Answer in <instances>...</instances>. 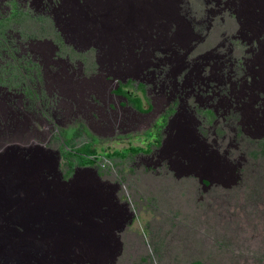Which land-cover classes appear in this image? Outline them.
<instances>
[{"label":"rangeland","instance_id":"374dc122","mask_svg":"<svg viewBox=\"0 0 264 264\" xmlns=\"http://www.w3.org/2000/svg\"><path fill=\"white\" fill-rule=\"evenodd\" d=\"M121 1L113 9L112 0H0V264H264V223L259 222L264 217V140L240 124L242 116L251 120L255 97L243 95L254 65L264 57V39L254 29L264 26V0ZM104 7L113 10L94 16ZM18 9L20 16L11 18ZM110 21L115 28L93 30ZM175 22L181 25L178 31L169 27ZM157 25L159 31L149 30ZM81 28L99 40L93 47L73 35ZM170 35L178 36L181 57L165 61L176 45L171 47L170 40L161 44ZM116 53L117 62L104 61L103 56ZM124 54L130 63L123 64L130 67L125 74L120 69ZM187 59L194 64L187 66ZM112 66L117 70L112 73L123 78L143 68L148 76L137 74L135 82L171 84L157 96L167 95L170 102L163 108H175L166 155L178 144L174 168L182 157L187 160L176 172L169 169L171 163L161 169L154 152L148 156L165 143V131L161 145L151 149L146 142L162 126L160 118L149 132L160 115L154 112L151 118L143 116L150 118L142 124L141 133L149 130L144 141L128 142L135 127L129 132L120 127L110 128L109 138L102 135L95 143L99 153L139 147L140 155L122 151V157H129L102 160L108 172L101 181L110 186L80 169L65 175L67 166H79L80 159L75 152L64 160L65 153L90 138L80 135L73 145L62 146V128L54 122L64 126L71 118L55 116V107L65 101L60 92L75 90L66 97L77 98L76 90H91L89 81H98L90 77H103ZM202 72L206 92L197 76ZM54 74L64 84L58 77L52 80ZM113 101L118 115L124 113L119 105L127 100ZM140 104L146 108L150 102ZM210 109L216 110L212 124ZM38 113L45 116L38 124L16 121ZM202 129L208 142L198 137ZM69 136L64 132L71 141ZM209 153L212 157L205 158Z\"/></svg>","mask_w":264,"mask_h":264},{"label":"bare ground","instance_id":"6f19581e","mask_svg":"<svg viewBox=\"0 0 264 264\" xmlns=\"http://www.w3.org/2000/svg\"><path fill=\"white\" fill-rule=\"evenodd\" d=\"M162 26V25H161ZM153 30V28H152ZM151 30V31H152ZM69 32V31H68ZM253 42V41H252ZM261 42V41H260ZM264 43V41L262 42ZM250 44V43H249ZM175 46V45H174ZM262 48V47H261ZM142 51V50H141ZM140 51V52H141ZM145 52V51H144ZM139 53V52H138ZM261 53V52H260ZM136 54V53H135ZM145 54V53H144ZM140 55V54H139ZM259 56V55H258ZM149 57V56H148ZM153 57V56H152ZM261 57V56H260ZM241 58V57H240ZM54 59V58H53ZM260 59V58H259ZM248 60V59H247ZM148 61V60H147ZM262 61V62H261ZM259 61V63L254 65V75L251 76L252 81L250 83V85H248L247 87V94H244L243 97H255V103H253V109L251 107V111H252V115L251 120H248L247 115L246 116H242L243 117V121L240 122L241 125H243L244 127H248L247 130H251L253 131H257V133L260 132V136L261 138H263L264 140V57L263 59ZM156 63V62H155ZM250 63V61H249ZM58 64V63H57ZM90 64V63H89ZM130 64V63H129ZM138 64V63H137ZM136 64V65H137ZM252 64V63H251ZM175 65V64H174ZM250 65V64H249ZM144 66H147L146 64ZM219 66V65H218ZM134 67V66H133ZM143 67V65H142ZM148 67V66H147ZM169 67V66H168ZM55 68V67H54ZM58 68V67H57ZM144 68V67H143ZM142 68V70H144ZM146 68V67H145ZM151 68V67H150ZM179 68V67H177ZM191 68V67H190ZM87 69V68H86ZM204 69V68H203ZM249 69V67H248ZM258 69V70H256ZM261 69V70H260ZM61 70V69H60ZM152 70V69H151ZM150 70V71H151ZM165 70V69H164ZM63 71V70H62ZM146 71V70H145ZM250 71V69H249ZM252 71V70H251ZM250 71V72H251ZM53 72V71H52ZM58 72V71H57ZM175 72V71H173ZM206 72V71H205ZM59 73L61 75L65 74L64 72L59 71ZM153 73V71H152ZM166 73V72H165ZM168 73V72H167ZM179 73V72H178ZM176 74V73H175ZM67 75V74H65ZM73 75V73L71 74V76ZM151 75V73L149 74ZM158 75V74H157ZM147 76V75H146ZM170 76V75H169ZM178 76V75H177ZM193 76V75H192ZM198 76V75H197ZM255 76L257 78H255ZM54 77H58L61 80V84H64V81L62 78H60L59 74H54V76H52V80ZM141 77V76H140ZM144 77V76H142ZM245 77V76H244ZM145 78V77H144ZM143 78V79H144ZM162 79V78H161ZM160 79V80H161ZM156 80V78H155ZM154 80V81H155ZM88 81V80H87ZM246 81V80H245ZM67 82V81H66ZM85 82V81H84ZM90 82V81H89ZM145 82V81H144ZM202 82V81H201ZM248 82V81H247ZM53 83V81H51V84ZM50 84V86H51ZM140 84L145 85L146 83L141 82ZM246 84V83H245ZM97 85V84H96ZM171 85V84H170ZM198 85V84H197ZM39 86V85H38ZM247 86V85H246ZM188 87V86H187ZM201 87V86H200ZM245 87V85H244ZM87 88V87H86ZM41 89L40 87L38 88V90ZM244 89V88H243ZM242 89V90H243ZM119 88L114 89V88H109L108 89V94H107V102L105 101L106 99V94L104 92V90L100 89V87L98 88V86L94 89L88 90V91H84V89L82 88V90H76V94L77 98L74 99H70L67 98L66 96H70L69 94L74 93L75 90H69V92H60V95L65 99V101H63V104L61 107H55L53 104V101H51V103L49 102L50 106H54L55 107V116H60L62 118H66V117H70L71 121L68 122V124L62 126V122L60 121H56L54 122L56 125H58L59 127L62 128L61 131L63 132H67L68 134H70L71 136H69V140L68 142H71L73 144V141H76L79 139L80 135H86V137L90 138L89 142H92V145L96 146L95 143L98 144V142H100V136H104V138H109V136L107 135V131L110 128H125L126 132H129L130 129H132L133 127H135L137 124L142 125L143 123H147L148 121H150L149 117H143L145 115H149V113H133L130 114L131 111L130 110H126V106H121V104L119 105V108L124 111V113H120L118 115L119 110H117V107L113 105V103L116 101H113L114 97H118V98H123L124 100H128V98H126L125 96L120 94H117L116 92H118ZM174 90V89H173ZM180 91V90H179ZM244 91V90H243ZM153 92V91H152ZM250 92H252L251 94H249ZM52 93V92H51ZM57 93L56 90L53 94ZM236 93V92H235ZM52 95V94H51ZM46 96V95H45ZM50 96V94H49ZM56 96V95H55ZM165 96V95H164ZM66 97V98H65ZM20 98H24V96L22 95ZM29 98V97H28ZM50 98V97H49ZM140 98V99H138ZM6 99V98H5ZM2 99V100H5ZM60 99V98H59ZM134 99L135 100H143V99H147V91L143 90L141 91V97H139L137 94L134 95ZM254 99V98H253ZM148 100V99H147ZM13 101V100H12ZM251 101V100H250ZM10 102V101H8ZM14 102V101H13ZM59 102V101H58ZM118 102V101H117ZM170 102V101H169ZM120 103V102H119ZM7 104V103H6ZM32 104V103H31ZM101 104V105H100ZM103 104V105H102ZM168 104V103H166ZM13 105V104H12ZM56 105V104H55ZM171 106V104H169ZM33 106V105H32ZM230 106V105H229ZM13 107V106H12ZM28 107V106H27ZM176 107V105H175ZM43 108V107H42ZM8 109V108H7ZM30 109V108H29ZM208 109V108H207ZM10 110V109H9ZM13 110V109H12ZM22 110V109H21ZM25 110V109H24ZM28 110V109H27ZM34 110V109H33ZM51 110V109H50ZM7 111V110H6ZM40 112L39 109H37V112ZM13 112V111H12ZM47 113V112H46ZM243 113V112H242ZM246 113V111H245ZM250 113V112H249ZM254 113V114H253ZM28 114V113H26ZM32 114V113H31ZM4 115V114H3ZM22 115V114H21ZM79 115V116H78ZM225 115V114H224ZM245 115V114H244ZM45 117L44 114L42 113H38L37 117H35V115L33 116H27L24 118V120L20 119V116L16 117V121H19L22 124H25L26 126H31L33 124H38L40 122L39 117ZM11 117V116H10ZM14 117V116H13ZM24 117V116H23ZM234 117L238 118L237 115H234ZM160 118V117H159ZM8 119V118H7ZM86 119L89 121H87L86 123ZM163 120L164 118L162 117V126H160V128L158 129V133L159 135H152L149 137L152 139V141H150L152 143V146L150 147L151 149L157 145H161V139L163 137L162 133L163 131L166 132V127L169 124V118H168V123L167 126L165 127L163 125ZM8 121V120H7ZM12 121V120H11ZM173 121V120H172ZM160 121H158L159 124ZM205 122V121H204ZM203 122V123H204ZM8 123V122H7ZM233 123V122H231ZM157 124V125H158ZM205 124V123H204ZM219 124V123H218ZM5 125V124H4ZM146 125V124H145ZM156 125V127H157ZM203 125V124H199V127ZM235 125V123L233 124ZM239 125V124H238ZM237 125V126H238ZM206 126V125H205ZM25 127V126H24ZM155 127V128H156ZM207 127V126H206ZM235 127V126H234ZM90 128L94 129L93 133L91 131ZM164 129V130H163ZM237 130V129H236ZM246 130V131H247ZM149 131V130H148ZM148 131H146L145 133H147ZM201 132H206L205 129H202ZM236 132V131H235ZM142 133V134H145ZM242 133V132H240ZM97 136H96V135ZM234 134V133H233ZM251 134V132H250ZM66 135V134H65ZM93 135V136H91ZM235 135V134H234ZM256 135V134H255ZM202 136V135H201ZM178 137V136H177ZM206 141L208 140L207 137L205 135L202 136ZM226 140V139H225ZM224 140V141H225ZM230 140V139H229ZM259 141V140H258ZM89 142H86L84 144H87ZM245 142V141H244ZM75 143V142H74ZM258 143V142H257ZM145 144V143H144ZM217 144V143H216ZM212 146V145H211ZM217 146V145H216ZM190 147V146H189ZM233 147V146H232ZM139 148V147H138ZM207 148V147H206ZM209 148V147H208ZM189 149V148H188ZM137 150V149H136ZM184 150V149H183ZM199 151V150H198ZM237 151V150H236ZM43 153V152H42ZM149 153V152H148ZM217 153V152H216ZM220 153V152H219ZM44 154V153H43ZM113 154V153H112ZM45 155V154H44ZM111 155V154H110ZM169 154H167L168 156ZM119 156V155H118ZM121 156V155H120ZM126 156V155H125ZM134 156V155H133ZM150 156V154L148 155ZM235 156V155H234ZM263 156V155H262ZM72 157V156H70ZM124 157V156H123ZM212 157V156H211ZM49 158V157H48ZM154 158V157H153ZM51 159V158H50ZM246 159V158H245ZM67 160V159H66ZM123 160V159H122ZM165 160H166V156L162 157L158 160H156V164L162 169L165 170L166 168V164H165ZM244 160V159H243ZM247 160V159H246ZM79 161V159H78ZM117 161V160H116ZM161 161H163V163H161ZM68 162V161H67ZM72 162V161H71ZM70 163V162H69ZM98 163V162H97ZM150 163V162H149ZM228 164L230 166V164H232L231 162L228 161ZM60 165V164H59ZM150 165V164H149ZM58 166V165H57ZM69 166V165H68ZM67 166V170H66V174L67 176L72 175L73 173H76L78 171V169L80 170H84L85 173H90L91 170H89L86 165L80 166V161H79V166L77 165V167L72 168V166L70 165L69 167ZM96 166V165H95ZM154 166V165H153ZM199 166V165H198ZM211 166V165H210ZM97 167V166H96ZM209 167V166H208ZM232 167V165L230 166V168ZM169 168V167H168ZM198 168V167H197ZM150 169V168H149ZM170 170H172V167L169 168ZM207 169V168H206ZM154 170V169H153ZM193 170V169H192ZM59 171V170H58ZM198 171V170H197ZM60 172V171H59ZM166 172V171H165ZM161 173V172H160ZM59 176V175H58ZM64 177V176H62ZM66 178V177H65ZM69 178V177H67ZM97 178V177H96ZM70 179V178H69ZM66 180V179H65ZM97 180L102 183L98 178ZM207 181V180H206ZM209 182V181H208ZM64 185V184H63ZM101 185L103 186H110L111 184L108 183H102ZM250 204V203H248ZM248 207V206H247ZM54 221V220H53ZM264 223V217H261V221ZM38 235H40V230H37ZM88 232V231H87ZM22 236V235H21ZM87 238H91L90 236ZM262 240L264 242V237H262ZM16 244V243H15ZM264 244V243H263ZM264 248V247H263ZM32 248L30 247H26V250H30ZM106 250V248H105ZM15 250H13V248L9 249V252H14ZM15 258H6V260L8 261H12ZM112 262V261H111ZM101 264V263H100ZM109 264V263H108Z\"/></svg>","mask_w":264,"mask_h":264},{"label":"clouds","instance_id":"9594fccd","mask_svg":"<svg viewBox=\"0 0 264 264\" xmlns=\"http://www.w3.org/2000/svg\"><path fill=\"white\" fill-rule=\"evenodd\" d=\"M106 1L107 0H105V2ZM9 2L15 4L14 0H9ZM122 4H124V3L121 0H112V4L109 5V6L111 8H113V9H119ZM111 8L104 7L102 9L101 13L95 14L94 16H99V17L100 16H103V15L106 14V12H108L110 10H113ZM19 12H20L19 9L17 11L13 12L11 14V18H18L20 16V15H18ZM0 22H1V20H0ZM99 24L101 25V28L98 27L96 29L93 26V30L95 32H102V28L111 29V28L114 27L112 25V22L111 21H110V23L100 22ZM162 24H163L162 26L165 25L164 22ZM169 25H170L169 27L171 29L176 30V31L179 30V26H178V25H180L179 22L170 23ZM118 26H119L120 32H122L124 30V28L122 27V24H120ZM157 27H158V25L155 26V28H153V29L155 31L156 30L159 31V29ZM151 29L152 28L150 27L149 30H151ZM254 29L258 30V32L260 34L259 37H258V39H264V26H258V27H255ZM80 30L83 33L80 32V33H77L76 35L75 34H73V35L75 37L80 38L81 41H82V43L85 42L88 47L89 46L93 47L99 41L97 38L91 37V35L89 34L90 32H88L87 29L84 30V31H82V28H81ZM86 35L88 37H85ZM155 36H157V34H155ZM176 37H178V36H174V35L167 36L166 39H165V41L161 43L163 45H169L168 40H170L171 47H172L173 44H174V42H176L175 49L172 50V53L171 52H167L168 54H167V57H165V61H170V58H176V60H178L181 57L180 56L181 53L176 50V47L178 46V39H176ZM132 38H134V35L132 37H130V42L132 41ZM123 46L124 45L122 44V48L124 49ZM109 57H111V58H105L103 56L104 61H106V62H111V61L117 62V60H118V53H116V56H111L109 54ZM94 58H95V56H94ZM121 59L123 60V62H120L121 63V66H122V68H120L121 69V73L125 74V71L127 69H130V67L128 65L123 66V64L124 63L125 64H128L129 62H128V59L125 56V54L122 56ZM190 64L191 65L194 64L193 60L187 59V66H189ZM117 67H120V66H117ZM190 69L188 71H190ZM116 71L117 70L116 69H113V66H112V69H111L110 72H106V74L101 75L103 77H99L98 75H95V76L90 77V79H94L95 77H98L97 78L98 81H96V79L91 80L89 82V84H88V88L89 89H93V87L96 84H98V88L100 87V89L104 90V92L106 94L105 101L107 102V94H108L107 91H108V89L110 87L111 88H114V89H116L117 87H119L120 92L122 91L121 92V95L126 96L128 98L127 101H121V106H126V110H130L131 111L130 114H133V113H137V114H140V113H149V117L151 118V117H153L152 114L154 112H157L158 114H160L158 117H160V118L163 117L164 118V120H163V125L164 126L165 125L167 126L168 118H169V124H168L167 127L165 126L166 127V129H165L166 132H165V135H164V139H165L164 146L163 147H160L158 150L151 151L150 152V157L152 156L153 152L155 153V155L153 157H156L157 160L160 159V158H162V157H165V156L168 157V159L166 160V167H168L169 166V163H171V167L176 172L178 166H185V162L187 160H186V157H182L181 161H179V165L176 168H174L172 162H173L174 156H176L175 150H177V147L176 146L178 144L171 146L170 147V151H169L170 154L168 156L166 155L167 144H168V142H167L168 141V129H169L170 124L172 123L171 116L173 115L175 108H171L170 110H168L166 108H163V105L166 104L167 102H169V100L166 99L167 98L166 97L167 95L166 96L163 95L161 97H158L157 96V95L162 94L161 92H164V94H165V92L167 93L170 90V84L168 82H166L165 80H163V82L160 81L161 82V85H160L159 82L157 84H155L153 81H148V82H144V81L135 82V79H138L139 78L138 77L139 75L137 76V74L147 75V74H144V72L142 70H138L136 74H134V73H128V74L125 75L124 78L121 75L113 74L112 73V72H116ZM184 72H185V70H184ZM204 77L205 76H204L203 72H202L201 75H198V79H201L202 80L203 89H204V86H205L204 81H206V77L205 78ZM152 78L155 79L153 76H152ZM102 82H103V84H102ZM141 82L146 83V84L145 85H142V84H140ZM148 85H149V88H148ZM143 90H146L147 91V99L150 102L149 106H148V104H145V107L146 108H144L143 105L140 104V100H135L134 99V95H133L134 93H136L138 96H140L141 95V91H143ZM152 90H153L154 93L152 92ZM120 92L119 93L116 92V93L120 94ZM204 92H206V90ZM233 96H235V95H233ZM169 98H171V97H169ZM138 99H140V98H138ZM171 99L174 100V99H176V97H173ZM227 100L230 102V99H227ZM234 101L237 102L236 99ZM138 104H140L141 108L138 107ZM173 104H175V103H173ZM164 109H166V112H164L165 111ZM207 113L211 116V118H209V123L210 124H212L213 120H217L216 119V110L210 109L209 111L207 110ZM160 118H157L156 120H154V126H153L152 130H150L149 132H151V131L154 130V128L156 127V125H157L158 121L160 120ZM144 126L145 125L137 124L135 126V129L129 134L130 136H129V139L127 141L128 142H131L133 139H136L138 141L140 140L141 142L144 141L145 140V136L147 135L146 133L145 134H142L141 133ZM201 131L202 130H199L198 131V132H200L199 135H198V137L202 139L203 137L201 136ZM131 134H134V135H131ZM58 136L64 138V141H63V145L62 146L73 145L71 143L72 141L71 142H68V140L65 139L64 132L63 131L59 132V135ZM127 136H125V137H127ZM27 141H32V140L28 138ZM1 142L2 141L0 140V143ZM146 142H150L149 135H147V137H146ZM175 142H177V141H175ZM205 142H208V141L205 140ZM85 145H91V147H92V142H89L87 144H83L80 148L75 147L74 150H70V151L66 152L65 155L63 156V159L65 160L66 158H68L70 156L74 157L75 156V152H78L79 153V157H80V159H79L80 166H83V165L86 164V166L89 167L88 169L91 170V172H90L91 177L92 178L97 177L100 181H101L102 176L104 177V174L108 172V171L105 170V165L102 164V160H108V159L113 160V159H118V158L119 159H126V158L129 157V156L128 157L116 156V157H113V158H108V157H106V155L111 154V153H114L115 151H118V150H115V151H112V152L99 153L98 150L94 146V147H92V150H94V149L96 150V156H101L100 159L99 158L95 159V157H93V156L88 157L87 155H85L84 152L81 151V148L85 147ZM151 146H152V143H151ZM137 147L138 146H132L129 149H124L122 151H124V152H128L129 151L130 152V156L131 155H140V152L139 151H137L138 153L137 152L134 153L133 151H131L132 148H137ZM104 149L105 148H103V150ZM122 151H119L121 153V155L124 153ZM86 157H88L89 160L90 159L93 160L94 162L92 164H89L88 162L85 163V164H82V161L84 159L87 160ZM210 157H211V153H209V154H207L205 156V158H210ZM97 162L100 163V165H99L98 168L95 167V165L97 164ZM82 172L85 173V171H82ZM86 177H88L87 173H86ZM103 183H108V182H103ZM108 184H110V183H108ZM203 184L206 186L208 183L206 181H204ZM108 206H111V204H109ZM111 218L112 219H116V217H111ZM21 233L22 232H19L18 234H21ZM13 245H16V244H13Z\"/></svg>","mask_w":264,"mask_h":264},{"label":"trees","instance_id":"16d2710c","mask_svg":"<svg viewBox=\"0 0 264 264\" xmlns=\"http://www.w3.org/2000/svg\"><path fill=\"white\" fill-rule=\"evenodd\" d=\"M138 107L139 108H141V106H140V104H138ZM137 148H132L131 149V151H133L134 153H136L139 149H137ZM81 151L82 152H84L85 153V155H87L88 157H90V156H93V157H95V159H97V158H101V156H96V150L94 149V150H92V147H91V145H85V147H83V148H81ZM120 156L121 155V153L119 152V151H115L113 154L111 153V155L110 154H108V155H106V157H108V158H113V157H116V156ZM88 157H86L87 158V160L86 159H84L83 161H82V164H85V162L87 163H89V164H92L94 161L93 160H89V158ZM86 165V164H85Z\"/></svg>","mask_w":264,"mask_h":264}]
</instances>
